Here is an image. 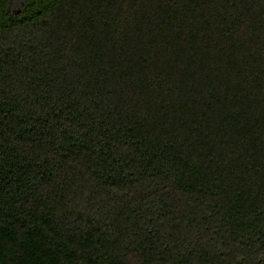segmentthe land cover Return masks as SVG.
Wrapping results in <instances>:
<instances>
[{"label": "trees", "instance_id": "obj_1", "mask_svg": "<svg viewBox=\"0 0 264 264\" xmlns=\"http://www.w3.org/2000/svg\"><path fill=\"white\" fill-rule=\"evenodd\" d=\"M0 264H264V0H0Z\"/></svg>", "mask_w": 264, "mask_h": 264}]
</instances>
